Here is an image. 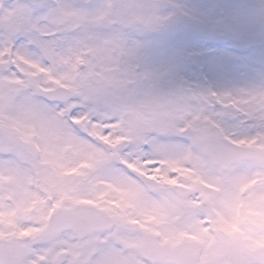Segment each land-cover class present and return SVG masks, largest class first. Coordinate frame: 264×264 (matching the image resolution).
Returning <instances> with one entry per match:
<instances>
[{"label":"snow or ice","instance_id":"snow-or-ice-1","mask_svg":"<svg viewBox=\"0 0 264 264\" xmlns=\"http://www.w3.org/2000/svg\"><path fill=\"white\" fill-rule=\"evenodd\" d=\"M161 7L159 0H15L9 7L0 5V175H20L22 164L37 156L44 163L42 142L46 143L45 131L54 123L60 137L89 153L79 167L57 164L54 174H44L45 189L55 194L51 208L71 211L96 204L107 193L93 186L90 197L80 196L66 181V174L81 168L107 169L115 162L135 176L123 160L138 154L141 161H151L147 167L155 168L152 158L166 156L177 146L174 142L191 144L194 132L186 125L197 110L221 126L264 121V116L224 103L232 94H201L189 85L181 86L178 95V88L160 86L159 73L144 70L142 35L168 19L159 15ZM113 41L120 44L119 50ZM70 78L74 86L61 87ZM255 92L264 93V82L238 91ZM173 106L177 111L188 110L183 119L174 118ZM133 113L151 117L152 125L126 131ZM118 122L119 127H111ZM192 123L195 126L199 121ZM123 135L132 138L115 146L102 139ZM30 176L29 171L24 179ZM114 179L126 186L132 200L142 199L123 177ZM32 207L29 204L30 210ZM123 221L106 212L73 217L57 227L61 235L76 231L89 237L92 253L87 264H125L129 249L115 230ZM0 264H5L3 259ZM253 264H264V259Z\"/></svg>","mask_w":264,"mask_h":264},{"label":"rangeland","instance_id":"rangeland-1","mask_svg":"<svg viewBox=\"0 0 264 264\" xmlns=\"http://www.w3.org/2000/svg\"><path fill=\"white\" fill-rule=\"evenodd\" d=\"M68 2L78 3L79 0H68ZM14 3L15 0H0V5L4 7ZM159 3L162 5L159 15L167 16L168 19L142 35L146 45L144 70L159 73L160 86L164 89L178 88V95L182 91L179 89L181 86L189 85L201 94L229 93L232 95L226 97L224 103L234 108H241L250 114L264 116V93H238L241 89L264 82V0H173L172 2L159 0ZM169 13L173 14L169 15ZM100 31L106 33L107 29L101 28ZM113 46L118 50L121 47L115 41ZM106 80L111 83L110 77H106ZM61 85L71 88L74 86V79L70 78L68 83ZM173 111L175 119H183L188 112L187 109L177 111L175 106ZM136 118L152 125L151 117L133 113L128 121L130 128L126 131L135 128ZM209 118L211 117L201 115L197 110L186 125L194 132L191 144L174 142L177 146L166 156L157 154L152 158L156 163L155 168L147 167V163L151 161H141L139 154L134 159L123 160L129 168L135 166L144 168L148 177L154 172L152 177L155 182H159L158 176H165L169 184L185 182L189 189L185 198H178L170 191L155 193L156 191L150 189L155 194L151 200L152 197L142 193L138 186H134L135 183L125 177L115 163L107 169L81 168L76 173L66 174L65 179L75 187L80 196L90 197L92 195L90 189L99 186L106 193H112L110 198L120 197L134 203L137 210L129 207L131 216L140 218L142 212L152 214V217L157 219L151 225V229L153 235L160 238L169 234V238L173 240L176 238L174 234L180 232L183 227L204 233L208 228L207 221L210 217L218 219L223 229L230 233L237 230L252 234L250 231L255 230L257 233L259 230L264 235V202L260 198V192L264 194V174L260 175L261 181L257 188L254 187L256 185L254 183L252 187L255 189H248L247 197L245 200L242 199L249 204L250 209L240 213L236 204V201L241 199V192L239 193L238 189L258 174L257 171L252 174V165L243 162L229 168L227 172L226 170L221 172L217 165L210 164L212 161L204 149L205 138L215 131L209 126L210 121L205 124L209 128L203 127V120ZM192 121L199 123L194 126ZM215 123L214 120L212 125ZM119 126V122L111 125L114 128ZM216 126L219 133L227 134L236 143L254 144L264 148V121L257 120L246 126L241 122H228L223 126L220 124ZM39 131L37 129L38 133ZM71 135L69 133L68 138H71ZM45 136L46 143L42 142V146L47 160L44 163H40L37 156L31 163L22 164L20 175H0V213H4L10 223L13 219L16 220L15 233L19 235H49L45 232L47 220L45 213L52 210L51 202L54 201L55 194L45 189L44 174H54L57 164L79 167L82 161L89 158L88 152L81 151L80 147L73 146L65 138L60 137L54 123L47 127ZM131 138V135L102 137L105 143L113 146ZM194 144L196 152L191 153V146ZM188 156L190 159L184 163ZM176 165H181L182 172L173 173ZM29 171L31 176L25 180L24 176ZM84 173L86 175H83ZM216 173L218 178H214ZM182 174L184 176L177 179ZM117 176L123 177L128 185L137 189L142 199L132 200L126 186L118 184L114 179ZM204 179L213 182L216 186L207 188L201 182ZM5 194L9 196L7 200L10 203L2 200ZM162 196L171 198L174 205L167 212H164L166 210L161 205ZM197 196L207 198L211 203L209 207L200 208L197 198L195 199ZM28 203L33 205L31 210ZM183 206L187 208L194 206L195 209L193 213L189 212L187 219L182 221L181 227H176L174 218ZM238 218H241L239 222H235ZM66 234L60 235V239Z\"/></svg>","mask_w":264,"mask_h":264},{"label":"flooded vegetation","instance_id":"flooded-vegetation-1","mask_svg":"<svg viewBox=\"0 0 264 264\" xmlns=\"http://www.w3.org/2000/svg\"><path fill=\"white\" fill-rule=\"evenodd\" d=\"M192 208L189 206L187 210L193 212L194 208L193 210ZM184 214L187 216L189 213L184 210ZM1 219L3 220L2 216ZM115 230L129 249L125 264H253L258 259L251 255V249L264 247V237L259 235H229L226 237L227 240H242L245 244V246L241 243L232 246L236 252H239L241 247L244 248L240 251V256L236 258L230 251H227L220 239L188 238L185 234L187 228H183L182 235L176 243L165 242V245L169 247L179 246L177 250L156 253L151 250L144 253L145 238L147 234L151 235L147 218L144 219L141 228H134L133 234L128 232L131 231L128 227L120 224L115 226ZM67 233L63 239L57 235H45L31 240L11 235L8 228H2L0 239L18 243L25 264H87L92 253L88 243L89 237L87 235L76 237L71 231ZM260 242L263 244L260 245ZM37 253L41 256L38 263L34 260Z\"/></svg>","mask_w":264,"mask_h":264},{"label":"water","instance_id":"water-1","mask_svg":"<svg viewBox=\"0 0 264 264\" xmlns=\"http://www.w3.org/2000/svg\"><path fill=\"white\" fill-rule=\"evenodd\" d=\"M211 139H212V144H210L211 146V152L222 159V161H224L225 163L227 164H230L231 162L233 161H237L238 159H241L243 157H246V156H254V157H258L257 154H252L251 152H248L246 151L244 148H237V147H233V156L234 157H223L220 152L218 151V148L217 146L220 145V146H223V142H221L219 140V138L217 139V137H213L211 136ZM225 147V146H223ZM227 148H231V146L227 147ZM83 210V208H77V209H74V210H65V211H62V212H59L58 214H56V216L53 217V220H52V224H53V227L58 224L60 221H67V219L71 218V217H80L79 213Z\"/></svg>","mask_w":264,"mask_h":264}]
</instances>
